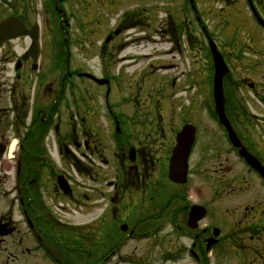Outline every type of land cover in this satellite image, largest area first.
<instances>
[{"label":"flooded vegetation","instance_id":"obj_1","mask_svg":"<svg viewBox=\"0 0 264 264\" xmlns=\"http://www.w3.org/2000/svg\"><path fill=\"white\" fill-rule=\"evenodd\" d=\"M187 1V6L185 0L82 2L81 16L74 18L78 37L84 38L82 46L90 38L95 43L79 50L95 58L96 66L104 70H99L98 77L108 82L101 85L87 80L91 92L80 83L71 105L64 97L69 85L64 77L49 81L44 72L33 78L31 74L42 69L34 71L31 58L20 61L29 47L28 37L14 40L23 42L19 53L8 47L12 41L4 44L0 50V226L9 233L0 236V264H109L111 257L101 255L99 244L109 246L108 254L114 252L119 223L126 224L125 237L145 240L146 258L155 256L159 264H229L228 254L249 258L247 264L257 259L256 264H264V68L256 80L245 71L237 81L227 73L223 117L237 147L230 143L226 128L205 134L196 130L191 149L196 178L177 185L180 189L168 198L163 187L176 134L191 122L181 119L175 128L166 107L167 112H161V105L155 117L150 111L142 116L144 108L134 98L131 102L115 97L109 102L113 80L105 71L124 50L130 29L142 25V31L153 30L152 34L168 43H177L183 33L193 47L192 25L198 18L193 0ZM263 3H235L247 5L257 26L251 33L230 35L237 42L233 48L228 46V51L242 62L240 67L245 65L242 51L264 56L253 48L258 35L264 36L254 15L255 11L264 21ZM62 8L63 0L54 6L51 2L41 4L39 11L27 0H16L0 19L13 16L30 31L35 25L40 57L68 58L69 44L62 32L67 33L69 24ZM239 12L232 8L226 13L227 20H236ZM182 13L183 21L179 20ZM13 55L15 70L9 76L4 69ZM259 65L249 66L252 73ZM103 89L106 132L98 113V95ZM134 106L140 118L131 109ZM70 107L78 116V130L61 129L58 123L53 126L52 120L60 125V120L68 117ZM208 116L211 122L216 120L215 114ZM15 138L13 155L7 157ZM59 176L69 192L59 188ZM199 185L202 196L197 191ZM195 205L203 207L205 215L191 221L189 213ZM84 215L93 216L90 224H85ZM152 233L157 236L152 238ZM244 236L255 245H246Z\"/></svg>","mask_w":264,"mask_h":264},{"label":"rangeland","instance_id":"obj_2","mask_svg":"<svg viewBox=\"0 0 264 264\" xmlns=\"http://www.w3.org/2000/svg\"><path fill=\"white\" fill-rule=\"evenodd\" d=\"M4 0H0V15L5 14L7 10L11 8V5L15 3L16 0L12 1L10 0L9 3L3 2ZM32 1V7L38 8L41 1L44 3H47L48 1L52 2V0H28ZM27 1V3H29ZM186 6L188 4V1L185 0ZM216 1V0H215ZM222 3L228 2L226 5L233 4L239 0H221ZM262 1V0H261ZM82 2H87V0H68L67 5L69 7V10H73V17L78 18L81 16L82 9L80 10V5ZM164 1H161L160 3L163 4ZM211 2H208V0H193V4L196 6L197 9V16L199 17L198 22L196 24H193L192 27L195 28L193 31V34L196 33V37L191 39L192 46H189L191 49L190 51L187 48L184 39H179L178 43L174 44V47L172 48V53H168L165 55H152L153 52H155V49L164 48L162 50L169 51V48H167V45L164 43H161V38L157 37L152 34L153 30L149 33H145L142 31L143 26L138 25L132 29L129 30L127 35L129 38L127 41H125V52L123 51V55L126 58V62L119 63L118 61L115 62L118 58H113L114 63L113 65L107 69L106 73L113 76V87H112V93L109 96V102H112L113 98H131L137 99V103L141 105L144 109H141V112H143L145 115L150 111V113L154 114V117L156 116V112L158 113V107L161 105V112L164 114L167 112L170 113L174 127L178 126V124L181 122V119L189 120L190 122H194L198 128L199 131H201L203 134L205 132H211L214 131L216 126L215 124L209 120L208 114L212 111V100H211V77L212 74L209 71V67L212 65L211 56L209 53V49L207 46V42L204 40V35L206 34L209 36V38L214 41L219 49V51H223L225 56L229 60V68H230V76L234 80H240L242 77H244L246 73H249V78L256 80V78H259L261 76V73L263 71V61L264 56L257 59L260 65L258 66L257 70H255V75L252 73L253 70L249 67L250 64H253L254 62L249 61V63H245L244 67H240L239 65H242L236 58L232 55L230 48H228V45H225L227 40L232 39V36H229L230 33L233 31L236 25V33L242 34L243 32L250 31L253 32L256 30L255 22L251 18L252 21H249V14L247 13L248 10L245 9V14L242 13V18L245 20H241L240 16L237 15L236 20H230L227 21V15L226 13L228 11H223L220 16H215L214 11H219V8L222 6L220 3L212 5ZM11 4V5H8ZM53 4V3H51ZM54 5V4H53ZM231 5L228 7L235 6L236 9H243V6H236ZM223 7V6H222ZM262 10L264 13V3L262 4ZM214 11H212V10ZM3 10V11H2ZM68 10V11H69ZM69 11V12H70ZM247 11V12H246ZM8 12V11H7ZM6 12V14H7ZM217 13V12H216ZM187 15L190 17L191 12L188 10ZM230 16V15H229ZM141 19V17L139 18ZM183 13L181 15V21H183ZM234 23H231L233 22ZM240 23V24H239ZM180 27L183 28V22H180ZM76 26L74 24L70 27V33L69 37L67 38L69 40V50H70V56L68 57V62L65 61L64 57H57L53 59L58 60V67L52 71L51 74V81H59L63 77L66 80V82L69 84L68 92L65 90L66 94H64V97L68 99L66 101L67 103L70 102V105L72 104V95L71 93H75L77 95L79 84L81 82V78L76 77V73H78V69L80 68L79 65H82L83 68L86 70L84 71H90L93 74L99 73V70L104 71L101 68H98L96 66V61L93 60L90 57L85 56L82 52L78 51L80 48L75 43L76 39ZM183 31V30H182ZM183 35V33H182ZM148 36L147 39L145 37ZM181 36V35H180ZM193 36V35H192ZM178 37V36H176ZM194 37V36H193ZM261 45V46H259ZM23 46L22 41H17L10 43L8 46L9 48H12L15 53L21 52V48ZM233 48V46H229ZM255 47L259 49L260 54L264 55V36L258 35V38L253 43V48L255 50ZM171 49V48H170ZM174 51V52H173ZM258 51V50H257ZM148 55L146 57H142L140 55L145 54ZM120 56H122L120 54ZM6 64H5V71L6 74L11 76L12 75V61H14L15 57L14 55L10 58H7ZM51 57H48L47 55H43L41 57L40 66L42 68H47L51 65L50 61ZM57 60H53V63L51 65L52 68H55V64ZM55 61V62H54ZM95 61V62H94ZM68 65V72L65 71V66ZM169 68V66H171ZM248 68H250L248 70ZM212 69V68H211ZM50 70V68L48 69ZM245 71V72H244ZM71 74L72 76L68 77L67 75ZM34 78V73L31 74ZM211 76V77H210ZM73 83V84H72ZM86 88L90 89V92L92 91V85L89 84L87 81H83ZM171 83H173V87H171ZM82 84V83H81ZM102 91V90H101ZM98 97L100 98V103L98 109L99 113V124L103 131H105L104 126V118L107 116V111L105 109V100H103V93L99 94ZM134 102V101H133ZM136 103V104H137ZM211 103V105H210ZM138 104V106H140ZM151 104V106H150ZM211 106V107H210ZM149 107V109H148ZM166 107V109H165ZM195 107V110L193 114H190V109H193ZM135 109L134 107H131V109ZM137 108V106H136ZM152 112H151V110ZM164 109V110H163ZM128 112V106L125 109ZM132 110V111H133ZM143 110V111H142ZM71 113V111H70ZM135 115L137 118H140V112H135ZM78 120V116L74 114L69 115V121L68 118L66 120L64 119L62 126L64 124H72L74 128L78 127V123L76 121ZM62 122V121H61ZM56 124V119L52 120V125ZM149 128H154L153 126H150ZM106 132V131H105ZM198 155V152H196V156ZM194 159V158H193ZM192 170H195V166L191 164ZM202 169V168H201ZM105 171V169H103ZM193 173V171H191ZM8 177H10V171L8 172ZM77 177H73L74 181H76ZM195 175L193 176V179H195ZM194 182V181H193ZM197 187H200L197 186ZM180 187L170 184L169 182H165V185L163 187V193L164 194H170L174 193L175 191L179 190ZM203 188H198L199 196H202L201 193L203 192ZM93 217H89L84 215L83 221L85 224L90 223V219ZM80 220V219H79ZM158 224L157 221H153V225ZM245 244L254 246L255 243L252 241H248L246 236H244ZM261 241V240H259ZM145 243V242H144ZM104 243L99 244V247L101 248V251L105 248ZM144 247L140 242H127L124 244V247L121 249L120 255L118 257H121V260L118 259V257L115 259V261H124V257L127 255H132L133 258H137L139 256L143 255ZM143 250V251H142ZM144 256V255H143ZM231 254L227 255V260L229 259V264H243L244 262L247 264L248 259L242 260L239 257L234 258ZM155 263L156 258H154ZM255 260V258H254ZM256 262H259L257 259ZM254 262V264H256ZM137 264V263H133ZM165 264H173V263H165ZM180 264H191L188 261H182Z\"/></svg>","mask_w":264,"mask_h":264},{"label":"water","instance_id":"obj_3","mask_svg":"<svg viewBox=\"0 0 264 264\" xmlns=\"http://www.w3.org/2000/svg\"><path fill=\"white\" fill-rule=\"evenodd\" d=\"M23 35L21 25L16 23L14 19H8L0 22V46L8 39H13L17 36ZM31 51L38 50L37 37L32 36ZM30 51V52H31ZM213 62H214V80H213V96L217 107V113L220 121L223 122L222 114V77L226 72V68L222 61L220 54L212 46L211 48ZM26 56H24L25 58ZM35 57V56H34ZM193 127L185 126L181 133L177 136V146L174 148L170 160L168 178L176 183H184L187 173V156L188 147L192 137ZM200 217V215H198Z\"/></svg>","mask_w":264,"mask_h":264}]
</instances>
